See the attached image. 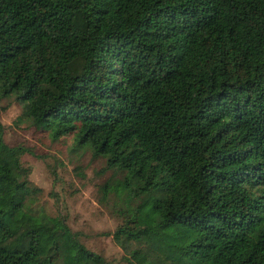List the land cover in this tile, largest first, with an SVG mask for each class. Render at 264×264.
I'll return each mask as SVG.
<instances>
[{"label":"trees","instance_id":"1","mask_svg":"<svg viewBox=\"0 0 264 264\" xmlns=\"http://www.w3.org/2000/svg\"><path fill=\"white\" fill-rule=\"evenodd\" d=\"M121 177L127 264H264V0H0V99ZM0 123V264H112L35 207Z\"/></svg>","mask_w":264,"mask_h":264},{"label":"rangeland","instance_id":"2","mask_svg":"<svg viewBox=\"0 0 264 264\" xmlns=\"http://www.w3.org/2000/svg\"><path fill=\"white\" fill-rule=\"evenodd\" d=\"M25 103L12 97L0 99L2 138L9 145H20V157L29 170L28 179L41 191L35 207L48 216L64 215L66 224L77 231L83 245L112 264H127L113 243L114 218L99 204V186L115 185L118 173L104 169V161L93 157L88 148H76L71 138L50 137L30 125Z\"/></svg>","mask_w":264,"mask_h":264}]
</instances>
